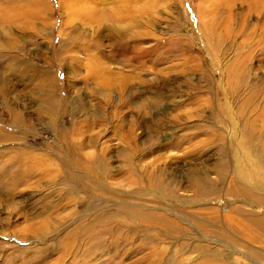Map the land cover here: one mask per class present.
<instances>
[{
  "label": "rangeland",
  "instance_id": "1",
  "mask_svg": "<svg viewBox=\"0 0 264 264\" xmlns=\"http://www.w3.org/2000/svg\"><path fill=\"white\" fill-rule=\"evenodd\" d=\"M0 80V264H264V0H0Z\"/></svg>",
  "mask_w": 264,
  "mask_h": 264
},
{
  "label": "bare ground",
  "instance_id": "2",
  "mask_svg": "<svg viewBox=\"0 0 264 264\" xmlns=\"http://www.w3.org/2000/svg\"><path fill=\"white\" fill-rule=\"evenodd\" d=\"M1 82H2V80H0V83H1ZM51 106H52V105H51ZM52 107H53V108H52ZM52 107H47V108H49V110L51 111V114H52L54 111H56V106L53 105ZM47 108H46V110H47ZM46 110H45V111H46ZM21 112H22V111H21ZM21 112H20L19 114L16 113V114H18L16 118H18V119H19V118H20V119H21V118L24 119L23 116H22V113H21ZM20 115H21V116H20ZM53 115H55V114H53ZM22 121H23V120H22ZM0 129H1V128H0ZM259 199H260V198H259ZM259 221H260V226H261V228H262V230H263V232H264V217H263V219H259ZM259 221H258V223H259ZM254 222H255V221H254ZM258 223H257V224H258ZM100 226H101V225H100ZM254 226H255V225H254ZM116 233H117V232H116ZM258 234H259V233H258ZM259 235H260V234H259ZM260 236H261V235H260ZM260 236H259V237H260ZM258 240H262V239H258ZM263 240H264V239H263ZM256 242H257V241H256ZM258 242H259V241H258ZM262 242H263V241H262Z\"/></svg>",
  "mask_w": 264,
  "mask_h": 264
}]
</instances>
